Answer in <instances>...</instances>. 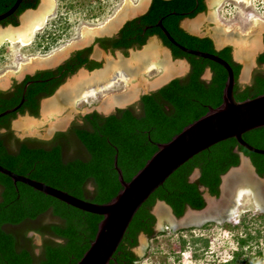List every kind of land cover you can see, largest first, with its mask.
Returning <instances> with one entry per match:
<instances>
[{"label": "trees", "instance_id": "trees-1", "mask_svg": "<svg viewBox=\"0 0 264 264\" xmlns=\"http://www.w3.org/2000/svg\"><path fill=\"white\" fill-rule=\"evenodd\" d=\"M15 2L0 0V14L7 12ZM37 3L38 0H22L16 11L0 24L16 26L19 15L26 9L35 8ZM204 10V0H152L146 13L125 23L117 39L100 40L103 47L125 49L141 46L148 37L157 35L171 48L175 58H185L190 63L185 76L143 95L137 105L117 109L108 115L96 111L87 113L81 122H73L67 131L56 132L50 140L20 139L10 129L15 113L2 116L0 129L6 131L0 133V165L75 197L104 204L123 188L114 165L116 157L117 167L128 182L158 150L157 144L169 142L184 127L205 115L209 108L218 107L223 101L226 69L173 45L157 25L159 21L182 46L218 55L230 64L236 81L234 96L237 101L264 94V72L257 71L250 84L240 85L241 65L233 60L230 46L216 50L211 38L191 35L180 28L181 20L193 18ZM86 51L90 52L91 48L79 52L71 60L74 65L70 72L83 65L90 69L100 66L84 56ZM258 63L264 64V51L259 55ZM208 68L211 78L205 80L202 76ZM41 75L48 78L51 74L41 73L37 78ZM62 81L55 80L54 84L36 81L29 85L21 112L28 110L35 115L37 96L40 93L51 95ZM23 86L24 83L11 100H0V113L20 102ZM242 137L250 145L264 149V126L252 129ZM238 151L250 157L257 173L264 177V155L247 150L235 138L199 152L178 167L141 205L110 264H135L138 260L133 248L138 245L139 235L144 233L151 239L156 235L152 208L157 200L165 201L180 217L187 206L192 209L205 206L201 186L211 195L218 196L221 176L239 165ZM195 169H199L200 176L191 182L190 176ZM102 218L22 182H14L0 172V264H76L94 240ZM30 232L40 236V245L35 244ZM249 239L250 236L239 240L241 250ZM182 243L184 245L185 240ZM240 253H235L233 263Z\"/></svg>", "mask_w": 264, "mask_h": 264}, {"label": "water", "instance_id": "water-1", "mask_svg": "<svg viewBox=\"0 0 264 264\" xmlns=\"http://www.w3.org/2000/svg\"><path fill=\"white\" fill-rule=\"evenodd\" d=\"M21 1L16 0L7 12L0 14V22L13 14ZM227 1L247 7L250 0H205V10L193 18H184L181 26L193 35L211 38L216 50L230 45L233 59L241 64L238 82L247 85L251 83V77L257 70L264 69L257 62L264 47V21L254 18L244 33L236 23L226 27L217 18L216 9ZM56 3L57 0H38L35 8L26 9L19 15L16 26L0 25V43L7 37L21 45H30L34 32L40 31L46 20L55 14ZM150 4L151 0H138L137 5L132 0H121L112 15L103 22H83L80 39L70 41L48 54L34 55L28 61H19L18 69H0V86L5 90L15 80L20 81L25 74L54 68L70 53L87 46L100 64L94 70L81 67L69 75L53 96L43 101L42 110L37 117L24 114L14 118L11 122L13 134L20 139L32 137L50 140L56 132L67 131L73 122H81L82 116L93 110L104 115L111 114L115 110L114 105L126 108L136 102L141 94L156 91L171 80L186 75L189 71L188 62L185 59H173L156 37L148 38L139 50H130L126 66H122L120 62L122 56L119 51H103L99 45L97 39L112 36V32H116L124 21L146 13ZM157 25L167 39L183 52L212 60L226 69L223 101L218 107L209 108L205 115L184 127L169 142L157 144L158 150L128 182L117 167L116 157L114 165L123 188L111 201L104 204L75 197L0 165V172L14 182H22L66 204L103 217L90 247L76 264H110L141 205L178 167L199 152L220 141L235 138L247 150L264 155V149L250 145L242 137L244 133L264 126V94L237 101L234 96V72L226 60L215 54L182 46L174 40L161 21ZM126 70L132 72L126 73ZM210 75V69H207L203 78L208 79ZM25 92L26 88L23 97ZM23 101L24 98L16 107L0 113V117L15 112ZM238 153L239 165L231 167L221 176L218 196L211 195L206 187H200L205 200L202 209L187 206L184 214L177 217L170 205L157 200L152 208L156 218L155 231L167 228L161 224L163 219L171 230L176 231L201 227L209 222L234 221L241 212L247 210L264 212V177L257 173L250 157L241 151ZM199 176V169H195L190 181L197 180ZM40 240V236L35 234L36 245L40 244ZM146 245L147 238L142 233L138 237V245L133 248L138 260Z\"/></svg>", "mask_w": 264, "mask_h": 264}, {"label": "rangeland", "instance_id": "rangeland-1", "mask_svg": "<svg viewBox=\"0 0 264 264\" xmlns=\"http://www.w3.org/2000/svg\"><path fill=\"white\" fill-rule=\"evenodd\" d=\"M121 0H57L55 14L36 31L30 45L5 40L0 44V69H18L19 61L48 54L80 39L83 22L99 24L109 18ZM137 4L138 0H132ZM217 18L229 27L236 23L242 33L254 18L264 21V0L248 6L227 1L216 9ZM250 17V18H249ZM164 228L149 239L135 264H264V213L247 210L233 222H209L201 227L173 231ZM250 239L241 250L242 238ZM182 240H185L183 245ZM207 241V245L204 242ZM242 252L235 263V253Z\"/></svg>", "mask_w": 264, "mask_h": 264}, {"label": "flooded vegetation", "instance_id": "flooded-vegetation-1", "mask_svg": "<svg viewBox=\"0 0 264 264\" xmlns=\"http://www.w3.org/2000/svg\"><path fill=\"white\" fill-rule=\"evenodd\" d=\"M151 2H152V0H151ZM204 4H205V0H204ZM151 5V4H150ZM136 18V17H135ZM130 20H132V19H129V20H127V21H130ZM127 21H124L119 27H118V29H117V31L116 32H112L113 34H112V36H104V37H102L101 39H106V40H113V39H117L118 37H119V35H120V31H121V29L123 28V26L125 25V23L127 22ZM181 22H182V20L180 21V24H179V26H180V28H182L183 29V27L181 26ZM0 25H2V24H0ZM4 27H5V25H3ZM7 26V25H6ZM183 30H185V29H183ZM187 33H189L187 30H185ZM189 34H191V33H189ZM191 35H193V34H191ZM196 36V35H195ZM150 37H152V36H150ZM150 37H148V38H150ZM153 37H156L159 41H160V43H161V45L167 50V52H168V54L169 55H171L172 56V58L173 59H177V58H175L174 56H173V53H172V50H171V48H169V47H167V46H165L164 45V43H163V41L157 36V35H153ZM148 38H147V40H148ZM101 39H97L98 40V43H99V45L101 46V48H103V51L104 50H111L112 52H115V51H119L120 52V55L122 56V58H121V60H120V62H121V64H122V66H124L125 65V63H126V61H127V55L130 53V50L131 51H133V50H139L141 47H143L145 44H143V45H141V46H139V45H134V46H131V47H128V48H125V49H115V48H112L111 46H108V47H103L102 46V44H101ZM147 40H146V42H147ZM145 42V43H146ZM214 44V43H213ZM263 45H264V36H263ZM227 46H230V45H227ZM224 47H226V46H224ZM224 47H222V48H224ZM231 47V46H230ZM89 48V46H87V47H85V48H83L82 50H76V51H74V52H72V53H70L69 54V56L66 58V59H64V60H62L60 63H58L54 68H50V69H45V70H36L33 74H29V73H27V74H25L24 75V77L20 80V81H18V80H15L8 88H6L5 90H3V88L4 87H2V86H0V100H5V99H7V100H11V98L13 97V95L18 91V89L20 88V86L24 83V86H23V92H24V90H25V88H26V90H27V88H28V86L29 85H31V84H33V83H35L36 81L37 82H46V83H51V84H54V81L56 80H61V79H63V81L60 83V85H58V87L54 90V92L51 94V95H43V93H40V95H38L37 96V100H38V111H37V113L35 114V115H33V114H31L28 110H26V111H24L23 113L21 112V109L23 108V105L25 104V102H26V100H25V98L23 97V93H22V97H21V100H22V98H24V101H23V103L21 104V106L15 111V112H13V113H15V117L14 118H16L17 116H19V115H24V114H28L30 117H32V118H35V116L37 117L38 115H39V112L42 110V103H43V101L44 100H47V99H50L52 96H53V94L56 92V90L64 83V81H65V79L69 76V75H71V74H73L74 72H70V68L72 67V65H74V62H72L71 60L74 58V57H76L77 56V54L79 53V52H81V51H84V50H86V49H88ZM214 48H215V45H214ZM221 48V49H222ZM216 49V48H215ZM221 49H219V50H221ZM264 51V47H263V49L261 50V52H260V54L262 53ZM88 51H86V52H84V56L86 55L87 57H88V59H89V61H92V62H96V63H98V61L91 55V52H88ZM135 53H138V52H135ZM135 53H133V55L135 54ZM259 54V55H260ZM259 55H258V57H259ZM258 57H257V62H258ZM233 58V57H232ZM180 59H185V58H180ZM186 61H187V59H185ZM234 60V59H233ZM69 61H71L70 63V65L69 66H67V63L69 62ZM235 61V60H234ZM188 62V61H187ZM236 62V61H235ZM236 63H238V62H236ZM239 64V63H238ZM259 64V63H258ZM188 65H189V70H190V63L188 62ZM241 65V64H240ZM260 66H262V67H264V64H259ZM126 66V65H125ZM81 67H84L85 69H88L89 71L90 70H94L95 68H93V69H90L89 67H87V66H85V65H83V66H81ZM81 67H79V68H81ZM78 68V69H79ZM121 68H123V67H121ZM124 69V68H123ZM209 69V68H208ZM207 70V69H206ZM257 71H262V72H264V69H262V70H257ZM256 71V72H257ZM45 72H50V76L48 77V78H44V75H41L40 76V78H37V76L39 75V74H41V73H45ZM123 72H125V71H123ZM132 71H130V70H126V73H131ZM189 72V71H188ZM187 72V73H188ZM211 72V71H210ZM255 72V73H256ZM254 73V74H255ZM118 74V71H116V73H115V75H117ZM253 74V75H254ZM204 75V74H203ZM253 75H252V77H251V81H252V78H253ZM185 76V75H184ZM183 77V76H182ZM114 78H115V76H114ZM202 78H203V76H202ZM211 78V75H210V77L208 78V79H205V80H209ZM28 79V80H27ZM204 79V78H203ZM240 84V83H239ZM241 85V84H240ZM151 92H154V91H149L148 93H143V94H141L140 95V97H139V99L136 101V102H134L133 104H130L129 106H132V105H137L138 103H139V101H140V99H141V97L143 96V95H145V94H149V93H151ZM25 95V94H24ZM21 100H20V102L18 103V104H16L15 106H13V107H16L17 105H19L20 103H21ZM0 105H1V102H0ZM129 106H127V107H129ZM12 107V108H13ZM114 107H115V110L112 112V113H114L117 109H120L121 108V105H118V104H116V105H114ZM11 109V108H10ZM93 111H96L97 113H99V114H101V115H104V114H102V113H100V112H98L97 110H93ZM93 111H91V112H93ZM11 114V113H10ZM5 116V115H4ZM13 118V119H14ZM13 119L11 120V122L13 121ZM11 122H10V129H11ZM6 131V129L5 128H1L0 129V133H4ZM154 231H155V227H154ZM155 233H156V231H155ZM142 234V233H141ZM144 234V233H143ZM29 235H31V236H33L34 237V239H35V233H33V232H30L29 233ZM145 235V234H144ZM145 237L146 238H149L147 235H145ZM149 239H151V238H149ZM41 241V240H40ZM35 242V241H34ZM41 243V242H40ZM36 244V243H35ZM40 245V244H39Z\"/></svg>", "mask_w": 264, "mask_h": 264}, {"label": "bare ground", "instance_id": "bare-ground-1", "mask_svg": "<svg viewBox=\"0 0 264 264\" xmlns=\"http://www.w3.org/2000/svg\"><path fill=\"white\" fill-rule=\"evenodd\" d=\"M135 5H137V4H135ZM250 18V17H249ZM259 19V18H258ZM36 32V31H35ZM35 32H34V34H35ZM33 39V38H32ZM5 40H8V41H10L7 37L3 40V42L5 41ZM10 42H13V43H19V42H16V41H10ZM1 44V43H0ZM20 44V43H19ZM22 46H26V45H22ZM258 212H261V213H264L263 211H258ZM235 221V220H234ZM163 222H166L164 219H163V221H162V223L161 224H164ZM229 222H233V221H229ZM167 223V222H166ZM218 223H221V222H218ZM168 224V223H167Z\"/></svg>", "mask_w": 264, "mask_h": 264}, {"label": "built area", "instance_id": "built-area-1", "mask_svg": "<svg viewBox=\"0 0 264 264\" xmlns=\"http://www.w3.org/2000/svg\"><path fill=\"white\" fill-rule=\"evenodd\" d=\"M137 1V0H136Z\"/></svg>", "mask_w": 264, "mask_h": 264}]
</instances>
